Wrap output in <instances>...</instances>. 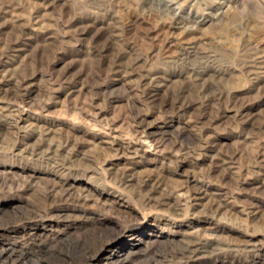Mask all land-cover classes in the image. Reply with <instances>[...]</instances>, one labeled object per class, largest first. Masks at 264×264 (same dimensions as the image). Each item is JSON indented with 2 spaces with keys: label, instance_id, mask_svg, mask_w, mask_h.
I'll return each mask as SVG.
<instances>
[{
  "label": "rangeland",
  "instance_id": "374dc122",
  "mask_svg": "<svg viewBox=\"0 0 264 264\" xmlns=\"http://www.w3.org/2000/svg\"><path fill=\"white\" fill-rule=\"evenodd\" d=\"M0 61V264H264V0H0Z\"/></svg>",
  "mask_w": 264,
  "mask_h": 264
},
{
  "label": "bare ground",
  "instance_id": "6f19581e",
  "mask_svg": "<svg viewBox=\"0 0 264 264\" xmlns=\"http://www.w3.org/2000/svg\"><path fill=\"white\" fill-rule=\"evenodd\" d=\"M194 47V46H193ZM186 47H184V49H185ZM16 49V48H15ZM20 49V48H19ZM183 52V51H182ZM188 53V52H187ZM182 54V53H181ZM185 54V53H184ZM1 62V61H0ZM2 68V67H1ZM1 78V77H0ZM8 81V80H7ZM23 87V86H22ZM26 88V87H25ZM6 88L4 87V84L2 83V81H0V92H2L3 90H5ZM20 89V88H19ZM29 89V88H28ZM26 92V91H25ZM18 93V92H17ZM24 93V92H23ZM29 93V92H28ZM25 94V93H24ZM5 101V100H4ZM10 102V101H9ZM5 109H6V107H5ZM9 114V113H8ZM12 114V113H11ZM14 115V114H13ZM23 115V114H22ZM16 116V115H15ZM16 118V117H15ZM31 123V122H30ZM26 125V124H25ZM48 133V132H47ZM117 137V136H116ZM119 138V137H118ZM106 142V141H105ZM112 142V141H111ZM51 143V142H50ZM38 145V144H37ZM58 145V144H57ZM48 146V145H47ZM51 146H54V145H51ZM151 146V145H150ZM50 147L48 146V149H49ZM50 150V149H49ZM41 152V151H40ZM30 153V152H29ZM56 153V152H55ZM41 154V153H40ZM59 154V153H58ZM53 155V154H52ZM56 158V155H55V157H54V159ZM51 159V158H50ZM53 159V160H54ZM64 160V159H63ZM62 160V161H63ZM55 161V160H54ZM65 161V160H64ZM54 163V162H53ZM127 169V168H126ZM124 171V170H123ZM150 184V183H149ZM158 185V184H157ZM155 186V185H154ZM153 186L151 185V187L150 188H152ZM156 187V186H155ZM152 190V189H151ZM150 190V191H151ZM153 190H154V188H153ZM157 190V189H156ZM160 191H161V189H160ZM159 191V192H160ZM148 192V191H147ZM147 192L145 193V191L143 192L144 194H147ZM197 192V191H196ZM198 193V192H197ZM151 194H153V193H151ZM160 194H162V192L160 193ZM167 194V193H166ZM169 194V193H168ZM156 195V194H155ZM194 196V195H193ZM149 197V196H148ZM151 197V196H150ZM149 197V198H150ZM153 197H155V196H153ZM157 197V196H156ZM159 197H161V195L159 196ZM159 197H157V198H159ZM195 197V196H194ZM199 197H201V196H199ZM197 197H195L194 199H196ZM160 199V198H159ZM163 200V199H162ZM168 200V199H167ZM200 200V199H199ZM169 201V200H168ZM163 201H161V203H162ZM174 202V201H173ZM195 202V201H194ZM173 204V203H172ZM200 205V204H199ZM174 206H176V204H174ZM217 206V205H216ZM219 207V206H218ZM217 207V208H218ZM210 208V207H209ZM215 208V207H214ZM211 209H213V208H211ZM220 209V208H219ZM22 217V216H21ZM26 218V217H25ZM131 239H135V236L134 235H130L129 236ZM37 242V241H36ZM62 242V241H61ZM43 243V242H42ZM116 243H121V244H123L124 242L123 241H118V242H116ZM185 243V242H184ZM52 245V244H51ZM39 246V245H38ZM66 246V245H65ZM45 247V246H44ZM48 248V247H47ZM181 248H183V250L185 249V247L184 246H181ZM3 249V248H2ZM6 249H8L7 247H6ZM44 249V248H43ZM46 249V248H45ZM186 249H188L189 251H202L203 249H204V245L201 243V242H199V241H192V243H191V245H190V243H189V246L187 245L186 246ZM10 250H12V248L10 249ZM16 250V249H15ZM60 251H62L63 253L64 252H66V250L62 247V248H60ZM128 251H129V249L128 250H126L125 252V255L122 257V258H120V260L121 261H124V259H127V253H128ZM131 251H134V250H130L129 252H131ZM13 252V251H12ZM40 252V251H39ZM93 252V251H92ZM10 253V252H9ZM144 253V252H143ZM22 254V253H21ZM41 254V253H40ZM147 254V253H146ZM152 254V253H151ZM183 254V253H182ZM95 255V252L94 253H88V254H86V257L87 258H90V257H93ZM129 255V254H128ZM144 255V254H143ZM153 255V254H152ZM24 256V255H23ZM43 259V258H42ZM150 259V258H149ZM146 261H148V258H147V260ZM156 261V260H155ZM153 262V261H152ZM145 264V263H144Z\"/></svg>",
  "mask_w": 264,
  "mask_h": 264
}]
</instances>
